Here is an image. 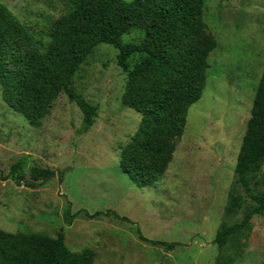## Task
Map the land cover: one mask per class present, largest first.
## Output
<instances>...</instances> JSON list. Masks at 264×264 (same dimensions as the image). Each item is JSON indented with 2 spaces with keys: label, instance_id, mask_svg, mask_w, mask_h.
Returning <instances> with one entry per match:
<instances>
[{
  "label": "rangeland",
  "instance_id": "rangeland-1",
  "mask_svg": "<svg viewBox=\"0 0 264 264\" xmlns=\"http://www.w3.org/2000/svg\"><path fill=\"white\" fill-rule=\"evenodd\" d=\"M73 1L0 0L30 35L19 53L43 52ZM203 19L204 42L215 44L207 52L205 89L190 106L182 135L161 139L174 147L166 169L143 186L121 166L122 149L142 116L124 104L127 72L116 47L98 44L73 76L76 93L98 107L82 134L83 112L66 92L34 126L9 104L0 84L1 229L56 236L64 228L66 246L92 249L95 264H264L263 215L252 216L223 246L215 242L223 224L241 222L255 205L250 193L264 192V161L249 174L250 190L234 172L264 72V0H204ZM145 27L133 28L123 40L140 42ZM198 43L195 36L185 46ZM140 58L134 55L131 64ZM13 164L21 170L13 171ZM36 168L50 170L51 177L35 178ZM232 194L241 195L242 207L229 216ZM68 202L76 215L70 225L64 221ZM108 210L131 222L113 214L91 216ZM138 229L177 246L167 250L143 241Z\"/></svg>",
  "mask_w": 264,
  "mask_h": 264
},
{
  "label": "trees",
  "instance_id": "trees-1",
  "mask_svg": "<svg viewBox=\"0 0 264 264\" xmlns=\"http://www.w3.org/2000/svg\"><path fill=\"white\" fill-rule=\"evenodd\" d=\"M203 16L204 0H74L71 10L56 21L47 48L24 56L19 53L21 42L30 40V35L10 8L0 3V84L9 104L34 126L49 113L59 94L66 92L83 112L82 134L93 125L98 107L76 93L73 76L98 44L116 47L118 64L127 72L124 104L142 116L138 130L122 149L121 166L133 183L146 185L166 169L174 153V147L161 139L182 135L188 110L205 89L207 52L215 44L204 42ZM140 25L146 26L143 39L125 42L123 36ZM195 36L202 45L185 46ZM136 54L141 58L132 65ZM263 161L264 72L234 170L247 190L249 174L258 171ZM12 170H21V165L13 164ZM51 174L46 169L33 171V176H41L43 182ZM250 194L255 205L241 222L220 227L215 238L220 246L252 216H264V192ZM71 205L68 202L64 211V221L69 225L76 216ZM241 207V195L232 194L226 213L233 216ZM109 214L131 222L112 210L91 216ZM138 235L167 250L177 246V242L149 239L140 229ZM0 264H95V252L90 248L79 252L69 249L64 228L56 236L0 228Z\"/></svg>",
  "mask_w": 264,
  "mask_h": 264
}]
</instances>
